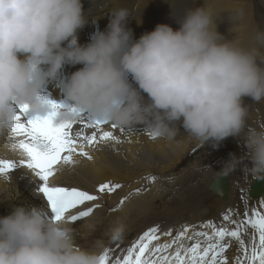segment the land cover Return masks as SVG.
Instances as JSON below:
<instances>
[{
	"label": "clouds",
	"instance_id": "1",
	"mask_svg": "<svg viewBox=\"0 0 264 264\" xmlns=\"http://www.w3.org/2000/svg\"><path fill=\"white\" fill-rule=\"evenodd\" d=\"M130 17L126 8L113 10L106 28L81 44L78 32L89 22L83 0H0V136L20 106L45 110L43 89L79 65L64 85L58 122L87 113L119 128L147 127L162 140L182 128L213 148L242 139L246 155L230 153L220 171L228 176L247 160L244 168L264 177V128L247 125L245 103L264 100V32L259 48L242 47L196 7L175 30L160 23L134 38ZM122 231L114 225L112 237ZM99 255L79 247L75 229L42 206L22 202L0 216V264H99Z\"/></svg>",
	"mask_w": 264,
	"mask_h": 264
},
{
	"label": "bare ground",
	"instance_id": "2",
	"mask_svg": "<svg viewBox=\"0 0 264 264\" xmlns=\"http://www.w3.org/2000/svg\"><path fill=\"white\" fill-rule=\"evenodd\" d=\"M172 1L83 0L89 22L78 32L79 43L87 44L96 31H103L108 24V17L118 8L128 9L131 17L127 27L132 29L134 38H138L168 18L175 15L184 17L190 9L206 7L213 15L219 33L228 39L236 40L242 47H260L256 35L264 32V0H182L171 12L168 7ZM261 8L263 13H256L258 9L261 11ZM92 21L96 23L93 24ZM79 67L66 66L51 83H55L58 77H63L66 82L70 74ZM245 103L248 106L249 126L264 128V100L253 102L246 99ZM131 129L133 131L125 134L119 127L113 129L111 124L105 126L103 130L112 132L119 138V142L109 140L96 143L95 146L86 145L85 151L91 159L75 155L74 164L61 167L57 174L50 178V182L57 186L76 187L100 196V199L92 202L99 204L100 207L95 208L90 216L78 222H68L75 229L76 243L79 247L98 250L99 253L103 248L110 247L116 255H123L126 254L124 250L152 226L159 227V238L166 242L170 238L163 233L172 230L175 234L182 225L189 227V235L205 232L210 236L212 234V229L208 227L210 223L215 227L223 226L229 229L235 227V224L223 220L224 214H229L234 220H243L246 210L253 208L260 210V205L264 203V181L261 183L263 193L259 195L261 189L257 188L254 195L259 196H250L251 186L257 176L251 174L248 181L244 182L242 173L244 164L228 176H224L220 171L228 160L224 159L228 153H234L237 157L241 155L235 148L239 146L237 144L241 142L243 144L242 139L238 141L229 137L218 147L213 148L190 137L186 140L185 149L178 152V145L175 146L177 141L152 139L149 136L151 130L140 125ZM180 130L184 132L182 128ZM76 133L77 131L73 135ZM92 133L93 131H86L83 134L90 136ZM22 138L14 136L11 132L0 136V159L14 161L21 159L20 150L13 145ZM113 149L124 151L121 158L117 154H112ZM141 153H147L153 160L167 153L170 159L162 169L156 162L144 167L138 160ZM118 160H121L122 166L117 165ZM247 164L250 166L248 161ZM151 176H154V180L151 179L150 184L139 179ZM105 182L118 183L121 187L111 194L96 193L97 186ZM40 183L39 178L26 167L13 170L7 179L0 176V216L9 214L14 204L24 202L40 206L42 203L40 193L34 192V188H38ZM214 183H217L218 188L224 192L216 190L217 193ZM257 185L259 186L260 182H257ZM137 189H140L139 193H136ZM124 197L128 198L117 208ZM116 224L123 228L119 240L112 239L113 226ZM248 228H251V225H248ZM197 239L206 246L205 237L194 236L193 240L184 242L190 245ZM158 242L163 244L160 240ZM155 243L157 241H153V244ZM226 254L229 258L236 255L235 243Z\"/></svg>",
	"mask_w": 264,
	"mask_h": 264
},
{
	"label": "snow or ice",
	"instance_id": "3",
	"mask_svg": "<svg viewBox=\"0 0 264 264\" xmlns=\"http://www.w3.org/2000/svg\"><path fill=\"white\" fill-rule=\"evenodd\" d=\"M47 104L48 110L43 116L30 117L26 106L17 109L15 122L9 132L16 137H23L13 145L20 150L22 158L19 161L0 159V176L7 179L13 170L26 167L41 182L37 190L46 199L51 218L57 221L78 222L90 216L100 205L92 204L83 210L78 206L84 205L85 202L97 201L100 196L76 187L57 186L50 182V178L54 177L61 167L74 164L76 154L91 159L85 151L86 145L95 146L96 143L109 140L119 142V138L112 132L103 130L101 126L111 124L106 119L94 118L84 113L78 120L60 123L57 121L58 109L63 106L50 101H47ZM76 123L96 131L90 136L84 135L83 131L72 135V126ZM111 127L117 128L115 124H111ZM120 131L127 134L133 129L120 128ZM149 136L156 138L152 132H149ZM120 187L118 183L105 182L97 186L96 193L111 194ZM139 192L140 189H137L136 193ZM127 198H122L117 208L123 205ZM223 220L235 224V227H215L210 223V236L205 232L194 233L195 237H205L206 246L202 245L199 239L190 245L185 244V240L194 239L193 235L188 234L187 225H182L175 234L172 230L164 232L170 239L161 244L158 242L160 229L158 226H152L124 250L126 254L116 255L112 248H103L99 255V264H264V203L260 205V210H246L243 220H234L227 213L224 214ZM248 225H251V228H248ZM120 238L119 233L112 237L113 240ZM153 241L157 243L153 244ZM233 243L236 245V255L229 258L226 250Z\"/></svg>",
	"mask_w": 264,
	"mask_h": 264
},
{
	"label": "rangeland",
	"instance_id": "4",
	"mask_svg": "<svg viewBox=\"0 0 264 264\" xmlns=\"http://www.w3.org/2000/svg\"><path fill=\"white\" fill-rule=\"evenodd\" d=\"M178 2H182V0H173L171 3H170V5H169V7H168V9H169V11H171L172 12V10L174 9V7L176 6V5H178ZM257 7H258V4H257ZM101 10H103V9H100V11ZM256 13H263V10H262V8H261V11H259V9L256 11ZM181 16V17H180ZM175 17V18H174ZM183 19V16L182 15H175V16H173V17H171V18H168L166 21H164L163 23L164 24H168V25H170L171 27H173V29L175 30L177 27H178V24L176 23V22H179L180 20H182ZM171 22V23H170ZM175 26V27H174ZM247 122H248V117H247ZM258 122V121H257ZM248 124V123H247ZM248 126H249V124H248ZM262 125H260V127H261ZM182 133V134H181ZM187 134L186 133H184L183 131H181V130H179V137L178 138H176L175 140H174V142L175 141H177V143H176V145L175 146H177V151L178 152H182V150H184L185 149V147L187 146L186 145V140H187V138L189 139L190 138V136L189 137H187L186 136ZM184 136V137H183ZM184 138V139H183ZM179 139H182L181 141L179 140ZM185 143V144H184ZM235 142L233 141V144H234ZM237 145H239V146H236V150L239 152H237L236 150V153H238V154H241L239 157H243V155L245 156L246 155V151H244V150H246V149H244L245 147H244V144H242V142H241V144H237ZM242 145H243V147H242ZM182 146H183V148H182ZM178 148H180V150L178 149ZM239 149V150H238ZM242 149V150H241ZM244 151V152H243ZM122 152H124L123 150H118V149H113L112 150V154H117V156L118 157H120L121 158V154H122ZM145 152V151H144ZM231 153V152H230ZM230 153H228L227 155H226V157H224V159L225 158H228L229 159V154ZM161 154V153H160ZM232 154H234V153H232ZM169 159H170V155L169 154H164V155H160L158 158H155V160H153L152 158H150V157H148V154L147 153H141V154H139L138 155V160L141 162V164H142V166H144V167H147V166H149V164L151 165L152 164V162H156L157 164H158V166L160 167V169H162V168H164V166L169 162ZM150 160V161H149ZM153 160V161H152ZM117 162H119V164H117L118 166H122L123 165V163H122V165H121V160H118ZM167 162V163H166ZM245 163H243L245 166H248V164H247V160H245L244 161ZM242 164V165H243ZM136 165V164H135ZM140 166V165H139ZM139 166H137V167H139ZM244 166V167H245ZM237 169H239V168H237ZM132 170V169H131ZM243 175H244V182H247L248 181V179L250 178V176H251V173H249L248 172V170H247V168H243ZM234 180L236 179V178H233ZM232 179V180H233ZM150 180H151V177H149L148 178V181H147V183H150ZM233 180V181H234ZM241 180H243V177H241ZM237 181H239V180H237ZM110 183V182H109Z\"/></svg>",
	"mask_w": 264,
	"mask_h": 264
},
{
	"label": "water",
	"instance_id": "5",
	"mask_svg": "<svg viewBox=\"0 0 264 264\" xmlns=\"http://www.w3.org/2000/svg\"><path fill=\"white\" fill-rule=\"evenodd\" d=\"M264 180V177H260V176H257V179L255 180V182L253 183V185L251 186V189H250V196H259V195H261L263 192H262V181ZM257 182H260V185L258 186L257 185ZM256 183V185H254ZM214 185V187H215V191L217 190V191H221V192H224V190H220L219 188H218V185H217V183H214L213 184ZM257 188H260L261 189V191H260V194L259 195H254L255 193H256V191H257ZM216 191V192H217ZM218 193V192H217Z\"/></svg>",
	"mask_w": 264,
	"mask_h": 264
}]
</instances>
